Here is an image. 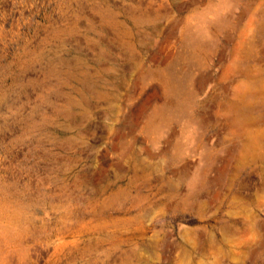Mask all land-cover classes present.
<instances>
[{"label": "rangeland", "instance_id": "obj_1", "mask_svg": "<svg viewBox=\"0 0 264 264\" xmlns=\"http://www.w3.org/2000/svg\"><path fill=\"white\" fill-rule=\"evenodd\" d=\"M0 264H264V0H0Z\"/></svg>", "mask_w": 264, "mask_h": 264}]
</instances>
